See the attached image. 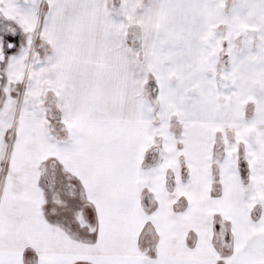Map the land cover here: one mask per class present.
Listing matches in <instances>:
<instances>
[{"label":"snow or ice","instance_id":"snow-or-ice-1","mask_svg":"<svg viewBox=\"0 0 264 264\" xmlns=\"http://www.w3.org/2000/svg\"><path fill=\"white\" fill-rule=\"evenodd\" d=\"M0 264H264V0H0Z\"/></svg>","mask_w":264,"mask_h":264}]
</instances>
